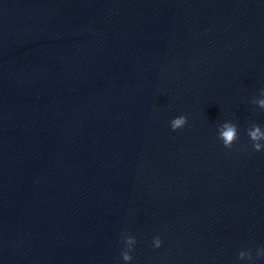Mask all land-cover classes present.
Returning <instances> with one entry per match:
<instances>
[{
	"label": "clouds",
	"instance_id": "1",
	"mask_svg": "<svg viewBox=\"0 0 264 264\" xmlns=\"http://www.w3.org/2000/svg\"><path fill=\"white\" fill-rule=\"evenodd\" d=\"M261 106L264 107V101L261 102ZM186 123H187V118L184 116H179L178 118H175L171 121V128L173 131H176L178 129H181ZM259 131H260L259 127H256L255 131L250 133L251 139L253 141L260 139V136L258 135ZM234 137H235V127L234 126L229 127L228 130L223 133L224 146L230 148ZM253 146L256 151L259 152L261 150V146L259 143H255ZM160 246H161V241L159 238H157L155 240V247L159 248ZM241 255L243 254L241 253ZM123 259L125 261H128L131 259V257L127 253H124Z\"/></svg>",
	"mask_w": 264,
	"mask_h": 264
}]
</instances>
